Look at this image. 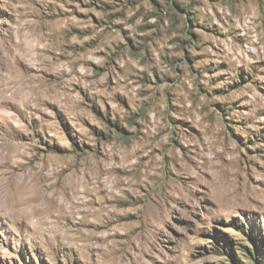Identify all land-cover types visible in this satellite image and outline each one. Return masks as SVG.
Listing matches in <instances>:
<instances>
[{"label":"rangeland","instance_id":"obj_1","mask_svg":"<svg viewBox=\"0 0 264 264\" xmlns=\"http://www.w3.org/2000/svg\"><path fill=\"white\" fill-rule=\"evenodd\" d=\"M0 176V264H264V0H0Z\"/></svg>","mask_w":264,"mask_h":264},{"label":"bare ground","instance_id":"obj_2","mask_svg":"<svg viewBox=\"0 0 264 264\" xmlns=\"http://www.w3.org/2000/svg\"><path fill=\"white\" fill-rule=\"evenodd\" d=\"M3 178L0 176V187L2 186V183H3V180H2ZM2 190L3 189H0V197H2L3 196V194H2ZM15 196H16V194H15ZM18 205V207H19V210H20V206L22 205V204H17Z\"/></svg>","mask_w":264,"mask_h":264}]
</instances>
